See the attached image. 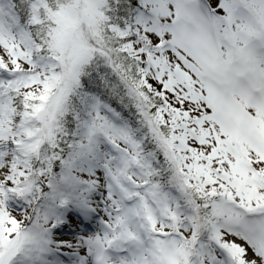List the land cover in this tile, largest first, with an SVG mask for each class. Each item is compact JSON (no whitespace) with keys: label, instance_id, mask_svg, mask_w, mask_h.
<instances>
[{"label":"snow or ice","instance_id":"snow-or-ice-1","mask_svg":"<svg viewBox=\"0 0 264 264\" xmlns=\"http://www.w3.org/2000/svg\"><path fill=\"white\" fill-rule=\"evenodd\" d=\"M0 264H264V0H0Z\"/></svg>","mask_w":264,"mask_h":264}]
</instances>
